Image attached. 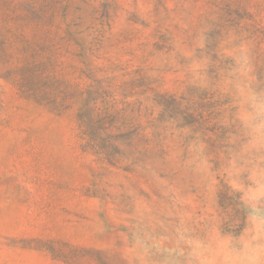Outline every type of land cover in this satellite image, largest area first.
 Listing matches in <instances>:
<instances>
[{
    "label": "rangeland",
    "instance_id": "rangeland-1",
    "mask_svg": "<svg viewBox=\"0 0 264 264\" xmlns=\"http://www.w3.org/2000/svg\"><path fill=\"white\" fill-rule=\"evenodd\" d=\"M0 264H264V0H0Z\"/></svg>",
    "mask_w": 264,
    "mask_h": 264
},
{
    "label": "trees",
    "instance_id": "trees-1",
    "mask_svg": "<svg viewBox=\"0 0 264 264\" xmlns=\"http://www.w3.org/2000/svg\"><path fill=\"white\" fill-rule=\"evenodd\" d=\"M45 5H37L35 7V11L41 15L44 14L45 12ZM66 8L63 9V15L62 17L65 19L66 18ZM74 25H81L83 22L80 20L79 17H75L73 19V22H72ZM104 94V92H98L95 96L92 97V102L94 103V101L96 100L97 97H102V95ZM85 134H88V135H92V132H90V130H85L84 131Z\"/></svg>",
    "mask_w": 264,
    "mask_h": 264
}]
</instances>
